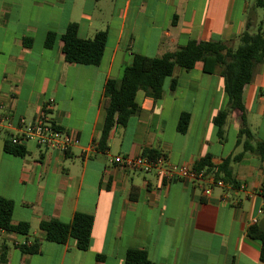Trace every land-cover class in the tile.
<instances>
[{"label": "crops", "instance_id": "crops-1", "mask_svg": "<svg viewBox=\"0 0 264 264\" xmlns=\"http://www.w3.org/2000/svg\"><path fill=\"white\" fill-rule=\"evenodd\" d=\"M248 18L250 32L264 33V8L255 0H0V114L31 121L52 100L51 119L78 140L64 154L25 142L26 155L19 157L3 151L0 136V197L13 202V224L29 225L27 235L0 230V247L7 246L0 264H124L131 249L144 252L150 264H264L260 242L247 234L264 217L258 157L246 153L231 163L233 183L213 187L209 196L190 181L168 183L111 162L154 151L172 165L195 166L209 157L217 172L242 150L236 113L227 117L222 140L217 137L213 120L228 104L218 74L203 73L199 62L189 72L175 68L161 98L138 92L139 113L115 124L107 149L96 150L105 85L121 77L134 55L160 58L191 39L236 48ZM71 23L79 39L106 32L97 66L66 62L59 39L45 47L48 33L61 36ZM243 104L247 127L264 142V62L254 68ZM182 113L189 114L184 134L177 131ZM75 213L93 217L87 250L73 240L43 238L41 223H69ZM35 241L37 253L22 252Z\"/></svg>", "mask_w": 264, "mask_h": 264}, {"label": "trees", "instance_id": "trees-1", "mask_svg": "<svg viewBox=\"0 0 264 264\" xmlns=\"http://www.w3.org/2000/svg\"><path fill=\"white\" fill-rule=\"evenodd\" d=\"M256 5L264 8V0H255ZM251 19H247L246 30L239 37V44L232 48L225 42H202L191 39L185 46L174 53H168L160 58H149L134 55L131 65L125 67L118 80H108L105 85V97L108 100L104 120L97 142V150L107 149L109 133L115 124L124 126L131 116L139 113V106L135 101L138 92L145 96L159 100L162 94L163 81L172 76L175 68L182 71H192L196 63L202 64L205 74H218L223 79L224 92L227 97V107L214 118L217 127V137L222 140L223 126L231 113L240 118V129L237 133L236 146H241V152L226 158L217 167L216 177L225 183H233L230 164L239 162L248 153L258 157L264 163V142L255 139L246 124V110L243 104V90L253 77L254 68L264 62V33L250 32ZM59 39L62 43L61 52L64 60L72 64L97 66L106 45V32H97L91 39H79L77 25L71 23L61 36L48 33L44 45L50 48ZM176 83L172 80L170 89L174 90ZM189 123V114L182 113L177 124V131L184 134ZM3 151L9 155L24 157L25 148L22 144H11L7 138L3 143ZM145 155L156 156L154 151L144 152ZM196 169L212 170L210 158L199 160ZM13 202L0 197V230L17 235H27V223H12ZM93 217L87 214L75 213L71 222L64 223L57 220L43 222L39 225L46 241L65 244L73 240L76 247L87 250L91 237ZM247 234L250 238L260 242V260L264 262V231L258 225L251 226ZM39 242L31 246L22 245L23 253L35 254L39 251ZM7 246L0 247V263L6 261ZM124 264H150L144 252L128 250Z\"/></svg>", "mask_w": 264, "mask_h": 264}, {"label": "built area", "instance_id": "built-area-1", "mask_svg": "<svg viewBox=\"0 0 264 264\" xmlns=\"http://www.w3.org/2000/svg\"><path fill=\"white\" fill-rule=\"evenodd\" d=\"M52 107V100L42 104L38 114L31 121H26L24 118L13 121L11 117L0 114V136L7 138L13 145L34 142L38 147L66 153L71 147L78 145V140L75 135L57 127L51 119L50 110ZM90 149L95 150V147ZM111 162L116 167L126 171L144 174L154 173L158 178L168 183L178 180L190 181L199 187L201 186L204 196H209L213 187L224 188L227 186L222 179L216 177L215 170L196 169L195 166L186 164L172 165L164 155H118ZM263 213L264 201L259 210L260 215ZM253 223L256 224L257 220H254Z\"/></svg>", "mask_w": 264, "mask_h": 264}, {"label": "water", "instance_id": "water-1", "mask_svg": "<svg viewBox=\"0 0 264 264\" xmlns=\"http://www.w3.org/2000/svg\"><path fill=\"white\" fill-rule=\"evenodd\" d=\"M259 228L264 231V217L258 223Z\"/></svg>", "mask_w": 264, "mask_h": 264}]
</instances>
